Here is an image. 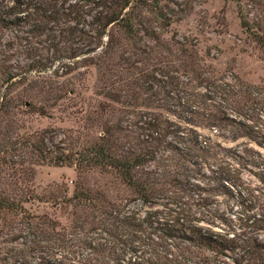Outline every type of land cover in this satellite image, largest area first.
<instances>
[{
    "label": "trees",
    "instance_id": "obj_1",
    "mask_svg": "<svg viewBox=\"0 0 264 264\" xmlns=\"http://www.w3.org/2000/svg\"><path fill=\"white\" fill-rule=\"evenodd\" d=\"M161 1L0 0V236L14 244L10 264H264V85L219 72L186 37L163 38L182 15ZM232 1L264 44V19L242 7L264 14V0ZM91 70L90 138L19 133L22 107L46 113ZM40 163L73 167L69 195L62 184L35 194ZM241 196L251 215L234 226L220 198ZM33 200L59 207L65 222L28 211Z\"/></svg>",
    "mask_w": 264,
    "mask_h": 264
},
{
    "label": "rangeland",
    "instance_id": "obj_2",
    "mask_svg": "<svg viewBox=\"0 0 264 264\" xmlns=\"http://www.w3.org/2000/svg\"><path fill=\"white\" fill-rule=\"evenodd\" d=\"M166 8L177 10L182 17L174 18L162 33L168 39L171 33L178 37H186L193 43L199 55L219 72L228 74L230 71L241 80L264 85V44L256 42L242 29L238 17V7L232 0H162ZM248 18L255 16L264 19L263 12L255 10L250 4L242 5ZM264 26V23H263ZM71 81V80H70ZM71 82H75L73 79ZM94 74L91 70L80 81L74 83L75 92L67 94L58 103L43 108L46 113L40 114L34 107H22L20 115L22 127L19 133L34 135L46 130V142L59 144L70 135L80 142L90 138L92 132L83 123L86 115L92 112L97 97L93 94L92 84ZM42 105V97L33 100ZM94 134V132H93ZM34 176L30 186L37 195H43L48 190L62 184L67 188V195L72 191L71 181L75 172L72 166H53L50 164L32 165ZM245 182L256 184L257 181L248 172L242 171ZM248 197L220 198L219 208L231 219V224L238 226L251 215L248 209ZM33 214L46 213L48 216L65 222V213L48 201L33 200L24 204ZM152 206V205H149ZM14 244L8 235L0 236V264H10L9 248Z\"/></svg>",
    "mask_w": 264,
    "mask_h": 264
}]
</instances>
